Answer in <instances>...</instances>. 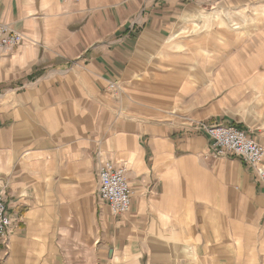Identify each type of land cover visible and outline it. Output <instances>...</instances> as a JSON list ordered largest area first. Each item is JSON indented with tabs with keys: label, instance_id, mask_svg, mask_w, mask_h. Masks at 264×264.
<instances>
[{
	"label": "crops",
	"instance_id": "1",
	"mask_svg": "<svg viewBox=\"0 0 264 264\" xmlns=\"http://www.w3.org/2000/svg\"><path fill=\"white\" fill-rule=\"evenodd\" d=\"M0 22L24 34L0 49V264H264V182L200 129L264 146V0H0Z\"/></svg>",
	"mask_w": 264,
	"mask_h": 264
},
{
	"label": "built area",
	"instance_id": "2",
	"mask_svg": "<svg viewBox=\"0 0 264 264\" xmlns=\"http://www.w3.org/2000/svg\"><path fill=\"white\" fill-rule=\"evenodd\" d=\"M76 2L80 0H74ZM199 3L201 0H190ZM24 40V34L7 23L0 22V49L11 50ZM116 83L109 85L114 89ZM211 138V155L215 158L233 154L253 168L264 182V146L243 129L224 124H200ZM127 167L122 162L103 160L98 169V198L107 203L113 215L129 211L132 202V188L126 176ZM13 219L7 212L4 186L0 184V237L6 239Z\"/></svg>",
	"mask_w": 264,
	"mask_h": 264
}]
</instances>
